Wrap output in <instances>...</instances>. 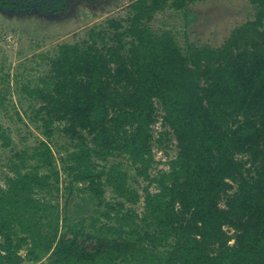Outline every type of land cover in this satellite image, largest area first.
Here are the masks:
<instances>
[{"label":"trees","instance_id":"obj_1","mask_svg":"<svg viewBox=\"0 0 264 264\" xmlns=\"http://www.w3.org/2000/svg\"><path fill=\"white\" fill-rule=\"evenodd\" d=\"M198 1L134 0L19 85L29 121L47 139L62 125L69 143L60 169L46 140L14 151L0 187V264H22L23 250L32 264H264V0H247L253 20L218 48L183 50L151 27L165 10L188 23ZM170 136L177 152L152 176V146ZM138 179L148 183L141 213Z\"/></svg>","mask_w":264,"mask_h":264},{"label":"rangeland","instance_id":"obj_2","mask_svg":"<svg viewBox=\"0 0 264 264\" xmlns=\"http://www.w3.org/2000/svg\"><path fill=\"white\" fill-rule=\"evenodd\" d=\"M59 1L37 0L29 9L0 8V94L4 96L3 104L6 106L0 107V136L4 133L9 138L7 148L3 147L0 138V187H4V179L11 176L9 166L14 151L29 150L46 140L60 169L58 159L64 156L62 147L69 143L60 132L62 125L55 124L52 136L47 139L37 128L38 124L29 121L30 102L18 95L19 85L36 81L40 75H45L47 68L43 59L55 54L57 46L63 43L80 44L88 39L91 30L105 28L109 19L124 18L134 0ZM57 3L60 4L58 11L55 9ZM188 13L186 23L182 12L165 10L155 15L151 27L170 31L183 50L190 45L218 48L234 29L253 20L255 10L247 0H202L191 4ZM162 131L158 121L152 126L154 139H158ZM161 143L158 146L154 142L152 146L155 161L150 170L152 176L166 171L167 162L177 152L172 136L167 139L161 137ZM128 174L133 177V170L128 169ZM67 182L66 175L60 171V189ZM147 184L140 179L138 184L132 183L141 197L133 207L138 213L143 209V188ZM148 191L154 193L155 184L148 186ZM104 197L108 201L113 199L109 189H106ZM64 198L65 195L60 193L61 205ZM20 255L22 264H32L24 260V250Z\"/></svg>","mask_w":264,"mask_h":264},{"label":"flooded vegetation","instance_id":"obj_3","mask_svg":"<svg viewBox=\"0 0 264 264\" xmlns=\"http://www.w3.org/2000/svg\"><path fill=\"white\" fill-rule=\"evenodd\" d=\"M36 1H37V0H29V1H28V2H29L28 5H27V4H20L19 7H18V9H19V8H23V7L26 8V9H29L30 6H31V4L34 3V2H36ZM60 1H62V0H60ZM60 1H59V2H60ZM18 9H16V10H18Z\"/></svg>","mask_w":264,"mask_h":264}]
</instances>
